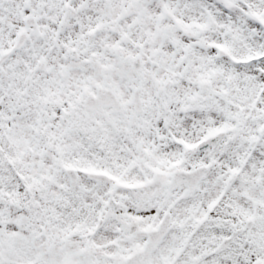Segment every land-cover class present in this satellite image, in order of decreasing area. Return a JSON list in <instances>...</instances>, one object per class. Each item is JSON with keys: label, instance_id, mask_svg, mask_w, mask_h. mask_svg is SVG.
<instances>
[{"label": "snow or ice", "instance_id": "obj_1", "mask_svg": "<svg viewBox=\"0 0 264 264\" xmlns=\"http://www.w3.org/2000/svg\"><path fill=\"white\" fill-rule=\"evenodd\" d=\"M0 264H264V0H0Z\"/></svg>", "mask_w": 264, "mask_h": 264}]
</instances>
